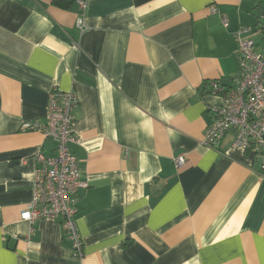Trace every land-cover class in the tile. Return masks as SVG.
Segmentation results:
<instances>
[{
	"label": "crops",
	"instance_id": "1",
	"mask_svg": "<svg viewBox=\"0 0 264 264\" xmlns=\"http://www.w3.org/2000/svg\"><path fill=\"white\" fill-rule=\"evenodd\" d=\"M70 1L0 0V264H264L259 158L233 132L201 144L210 82L232 84L234 32L264 39V0H85L82 34ZM55 87L78 98L82 257L60 220L20 218L54 148L22 125L45 121Z\"/></svg>",
	"mask_w": 264,
	"mask_h": 264
},
{
	"label": "built area",
	"instance_id": "2",
	"mask_svg": "<svg viewBox=\"0 0 264 264\" xmlns=\"http://www.w3.org/2000/svg\"><path fill=\"white\" fill-rule=\"evenodd\" d=\"M80 12L75 27L80 34L87 29L85 0L76 1ZM211 13L217 10L210 8ZM224 27L228 20L221 16ZM257 29L255 34H259ZM237 43L238 70L231 85L221 81L210 82L209 95L219 102L211 105V123L204 130L201 144L219 149L224 137L234 133L233 147L251 152L260 160L264 177V39L256 42L246 29L234 32ZM78 98L73 90H51L44 122L35 121L22 125L23 130L39 131L46 140L53 142V152L37 153V167L32 184V198L28 210L21 212V220L32 224L39 219L60 220L64 235L72 242V254L82 257L83 242L76 228L75 218L79 212V190L88 184L81 180L76 157L69 152L68 144L80 143L73 134L74 110ZM175 166L185 165V158L174 159Z\"/></svg>",
	"mask_w": 264,
	"mask_h": 264
},
{
	"label": "trees",
	"instance_id": "3",
	"mask_svg": "<svg viewBox=\"0 0 264 264\" xmlns=\"http://www.w3.org/2000/svg\"><path fill=\"white\" fill-rule=\"evenodd\" d=\"M70 3H71V1L68 2V4H66L64 2V0H53V4L54 5L61 6V7H66V8H68V6H69Z\"/></svg>",
	"mask_w": 264,
	"mask_h": 264
}]
</instances>
